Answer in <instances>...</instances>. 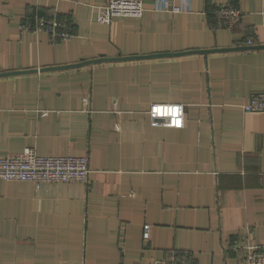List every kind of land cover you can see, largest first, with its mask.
<instances>
[{"label": "crops", "instance_id": "obj_1", "mask_svg": "<svg viewBox=\"0 0 264 264\" xmlns=\"http://www.w3.org/2000/svg\"><path fill=\"white\" fill-rule=\"evenodd\" d=\"M106 1L0 0V156L90 164L88 182L0 178V264H246L236 240L264 249V111L243 110L264 91V0H142L102 23ZM37 12L73 35L23 28ZM154 102L184 104V126L153 125Z\"/></svg>", "mask_w": 264, "mask_h": 264}, {"label": "built area", "instance_id": "obj_2", "mask_svg": "<svg viewBox=\"0 0 264 264\" xmlns=\"http://www.w3.org/2000/svg\"><path fill=\"white\" fill-rule=\"evenodd\" d=\"M188 3L175 6L174 10L188 9ZM145 11L142 0H107L97 6V20L110 23L118 17H140ZM218 22L233 27L242 16V11L235 5L222 4L213 10ZM264 24V10L262 11ZM25 29H44L54 39H67L73 33L63 25L58 16L36 14L26 18ZM247 45H255L252 36L246 39ZM246 112L264 111V91L252 93L243 104ZM148 113L153 125L182 127L185 124V106L182 103L154 102L150 104ZM90 173L89 156L54 155L44 156L36 152L32 146L22 151L0 156V178L6 180H22L32 182L39 187L44 182H88ZM149 224L144 225V237L150 235ZM235 256L246 261V264H264V249L257 248L250 242L236 240L232 244ZM155 264H197L188 255L174 252L169 257L156 261Z\"/></svg>", "mask_w": 264, "mask_h": 264}, {"label": "water", "instance_id": "obj_3", "mask_svg": "<svg viewBox=\"0 0 264 264\" xmlns=\"http://www.w3.org/2000/svg\"><path fill=\"white\" fill-rule=\"evenodd\" d=\"M246 48H257V47H262L260 45H253V46H245ZM231 49V48H230ZM201 51H210V50H201ZM117 58H120V59H128V57H117ZM102 59H115V58H105V57H101V58H98V59H91V60H87L83 63H91V62H96V61H100Z\"/></svg>", "mask_w": 264, "mask_h": 264}, {"label": "trees", "instance_id": "obj_4", "mask_svg": "<svg viewBox=\"0 0 264 264\" xmlns=\"http://www.w3.org/2000/svg\"><path fill=\"white\" fill-rule=\"evenodd\" d=\"M36 14H43V13H41V12H37V13L34 14V16H35ZM34 16H32V17H34ZM47 16H50V15H47ZM58 16H59V15H58ZM59 18H60V17H59Z\"/></svg>", "mask_w": 264, "mask_h": 264}]
</instances>
